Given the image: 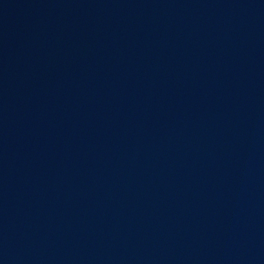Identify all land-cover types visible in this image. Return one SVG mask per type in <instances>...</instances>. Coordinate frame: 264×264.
Listing matches in <instances>:
<instances>
[{
  "label": "water",
  "instance_id": "water-1",
  "mask_svg": "<svg viewBox=\"0 0 264 264\" xmlns=\"http://www.w3.org/2000/svg\"><path fill=\"white\" fill-rule=\"evenodd\" d=\"M0 264H264V0H0Z\"/></svg>",
  "mask_w": 264,
  "mask_h": 264
}]
</instances>
